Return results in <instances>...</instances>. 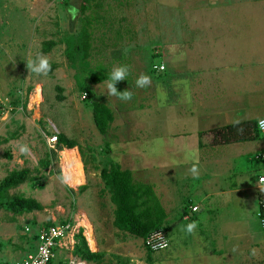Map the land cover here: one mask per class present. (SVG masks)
Wrapping results in <instances>:
<instances>
[{
    "label": "rangeland",
    "instance_id": "rangeland-1",
    "mask_svg": "<svg viewBox=\"0 0 264 264\" xmlns=\"http://www.w3.org/2000/svg\"><path fill=\"white\" fill-rule=\"evenodd\" d=\"M82 2L0 0V182L12 171L29 169L36 180L10 193L44 206L41 212L19 217L0 210V264H21L33 250L32 236L38 229L61 221L71 222L85 237L90 227L99 250L107 254L105 264H185L181 229L187 230L189 224L199 233L198 249L204 245L201 235L209 233L211 248L230 249L236 258L223 264H245L238 260L230 232L224 230L221 213L226 211L204 204L194 214L198 221L183 220L182 211L191 213L189 204L199 202L193 192L203 184L262 186L256 181L264 175V162L254 157L264 152V139L238 148L200 149L199 140L206 141L211 130L199 139L205 120L191 117L189 110L201 112L197 104L208 92L196 87L194 80L212 75L219 80L215 95H225L226 100L239 97L244 116H264V0H90L101 16L94 23L90 58L91 67L100 66L97 74L106 77L98 84L88 81L87 66L78 73L65 55V40L83 26ZM93 10L86 15H94ZM50 40L58 45L44 54L43 44ZM38 58L48 61L46 73L27 67L31 62L38 68ZM151 65H163L165 70L152 73ZM121 68L126 69L125 77L114 83V94L108 83ZM142 76L148 82L138 85ZM203 78L201 82L207 81ZM80 86H89L87 93ZM123 93L127 99L121 98ZM17 97L21 105L15 108ZM89 98L114 112L107 137L95 127ZM57 134L75 140L81 149L87 167L82 192L69 186L63 175L62 153L71 149L49 146L48 138ZM21 147L27 151L22 153ZM72 150L79 158V150ZM51 152L56 157L45 169L41 162ZM112 162H120L137 180L151 183L165 195L170 246L153 252L151 261L142 239L113 226L114 206L109 194L103 193L97 170ZM248 196L240 220L262 246L259 193L250 190Z\"/></svg>",
    "mask_w": 264,
    "mask_h": 264
},
{
    "label": "trees",
    "instance_id": "trees-1",
    "mask_svg": "<svg viewBox=\"0 0 264 264\" xmlns=\"http://www.w3.org/2000/svg\"><path fill=\"white\" fill-rule=\"evenodd\" d=\"M96 7L91 8L90 0H83L80 11L85 14L81 20L83 23L81 31L75 36L65 40V55L68 59L70 66L79 73V70L87 66L91 71L88 75V81L94 84L101 83L105 80L104 75L97 74L100 66L94 70L91 67L90 58L93 51V28L94 23L98 22L101 16L97 13ZM94 12V15H86L87 11ZM58 45L57 41L50 40L43 44L42 52L48 54L55 46ZM151 65L150 71L157 73L153 70ZM76 74L78 77L79 74ZM82 92L87 93L89 86H80ZM58 91L62 89L58 87ZM58 102H62L64 97L57 96ZM92 108V115L95 127L99 133L107 137L112 124L115 121L113 110L104 103L94 101L92 98L88 99ZM14 107L18 108L21 105L19 97L13 102ZM258 120H248L241 123H235L210 131L212 134V146H226L237 143L252 142L261 138L258 131ZM204 132L200 133L202 137ZM57 150L75 149L79 153L86 170V163L82 156L81 149L75 140L69 139L64 134L57 135ZM199 147H202L200 142ZM56 157L55 152L47 157L46 160L41 162L43 168H49L53 159ZM99 170L101 180L104 185L103 193H108L110 201L114 206V220L113 226L120 232L127 233L136 238L144 240L151 234L158 231H167L166 225L168 220V213L164 208L159 196L155 191L154 185L147 182L139 181L135 178L132 170L124 169L120 162H112L103 166ZM32 171L29 169H21L10 172L0 182V210L11 213L14 217H19L24 214L33 212H41L44 206L33 198H27L23 195H12L10 192L28 181H35V177L31 176ZM61 176V174H59ZM39 186V185H37ZM86 189V185L78 187L79 192ZM67 221H61L66 223ZM52 225V222L47 223L45 226ZM37 234L32 236L35 242ZM75 245L73 255L83 261L93 264H105V254L101 252H91L83 235L82 230L75 236ZM146 248V247H145ZM149 261H151V254L153 253L146 248Z\"/></svg>",
    "mask_w": 264,
    "mask_h": 264
},
{
    "label": "crops",
    "instance_id": "crops-1",
    "mask_svg": "<svg viewBox=\"0 0 264 264\" xmlns=\"http://www.w3.org/2000/svg\"><path fill=\"white\" fill-rule=\"evenodd\" d=\"M212 27L213 26L211 25V28ZM200 70L202 71L206 70L208 71V73H214L213 69H208V70L200 69ZM199 73L200 71H198V74ZM201 78L203 77L197 76L196 79H200V80H196V79L194 80L196 81V87L203 86L204 89L206 88L208 90L207 92V90L205 89L207 92V94L206 92H204L206 94V97L204 99L200 98L199 103L197 104L198 108L201 109V112H198L196 108L193 109L192 107H191V110H189L191 117L196 115L199 119L202 118L203 120H205L204 121L205 126L203 127H206V128L198 132L199 139L203 138V136L202 137L199 136V134L202 132L210 131L215 128H219V127H223V126H227V125H231L235 123H241V122H245L248 120H254L252 118H249L248 116L249 114L244 116L243 111L239 109L238 107L239 97L236 98L234 96V98L226 100L225 95H223L224 97L222 95H218V96L215 95L216 88H217L216 86L219 85L218 77H214L211 75V76H207L203 78V79H207L208 82L207 81L201 82ZM214 81L217 82V85H215ZM239 110L242 111V113L239 112ZM263 117L264 116L255 118V119L257 120ZM205 138H206V141H202V139L199 140V144L200 142H202V147H199V144H198V147L200 149H205L207 147L218 149L217 146H212L211 144L212 135L205 136ZM246 143L247 142L226 145L225 147L234 146L238 148L240 145L246 144ZM75 149L77 150V148ZM79 158L82 162L81 155H79ZM81 165L83 167L82 169H84L83 162ZM262 177L264 178V175H260L256 182L260 184L259 179ZM84 181H85V176H84ZM84 181L83 183H81L80 185L76 187L82 186L84 184ZM68 185L73 187L70 184ZM250 190L258 191L259 193L258 203H259V200L261 199L264 200V184H262V186H256L252 183H249V184L248 183L246 184H236L235 183V184L229 185L228 187H223V188L218 187L217 185L212 184V183L203 184V185L198 186L193 192L194 197L196 199H199L198 200L199 202L198 203L191 202L189 204L191 213H189L185 208H183V211H182V214H183L182 219L185 221H191V220L198 221L199 220L198 216L194 217V214L200 212V209H201L200 206L204 204L212 208L220 207L219 209L222 208V210L226 211L225 213H221L223 216L222 221H223L224 230L228 229L227 231L230 232V234L228 233L229 237L233 238L232 241L230 242L233 245L235 244L237 246L236 247L237 253H240V256L238 255L240 259L238 260L245 264H249L253 262H256V263L264 262V245L260 246L263 242H260L258 239L254 240L249 232V229L247 230L243 222L240 220L241 214L239 213V211L244 205V201H247L249 197L248 193ZM155 191H156V188H155ZM157 195L159 196L163 206H165V203L163 200L165 195L164 196L161 195L160 192H158ZM194 208H197V210L194 211L193 210ZM167 213H168V218H169L170 213L168 211ZM236 224L238 225L237 227H235ZM196 229L198 228L196 227ZM243 229H245L246 232H242ZM165 232L167 233V236H168V232L167 231ZM92 235L95 241V248H96L95 251L91 249L87 236L86 237L84 236L86 238L90 251L91 252H101L107 256L105 251L99 250L98 248L99 245L97 243V239L94 234V231ZM208 236L210 237L209 233L207 235L206 233L205 235L204 233L201 235L200 239H203L204 245L200 248L201 249L200 250L197 248L198 239H199L198 231L192 230V232H188L185 229H181V261L185 264H192V263L193 264H223V263H227V261L229 262V260L233 261L236 259V258H233V255L230 252V249L224 250L223 248H221L220 250H218L217 248H211L210 245L208 244ZM225 242H226V237H225ZM230 242H229V246H231ZM169 244H170V240H169ZM65 254L66 253L64 252H59L58 257L62 258ZM227 257H230V259H228ZM86 264H91V263L86 262Z\"/></svg>",
    "mask_w": 264,
    "mask_h": 264
},
{
    "label": "built area",
    "instance_id": "built-area-1",
    "mask_svg": "<svg viewBox=\"0 0 264 264\" xmlns=\"http://www.w3.org/2000/svg\"><path fill=\"white\" fill-rule=\"evenodd\" d=\"M153 70L163 72V65H154ZM86 99V95H84ZM264 120V117L258 120V131L262 139H264V128L260 127L259 122ZM58 135V134H57ZM57 135L48 138V143L51 148H55L57 144ZM258 161L264 162V152L257 154L254 157ZM263 178V177H262ZM259 179L261 184L264 180ZM194 211L197 208L193 209ZM257 217L261 228L264 230V200H259V210ZM29 232L30 229L26 228ZM81 231L71 222L57 223L52 222V225L44 226L38 229L37 238L34 242L33 250L28 253L21 264H86L85 261L73 255L74 245L76 243L75 236ZM169 239L165 231H158L144 240V246L152 252L164 251L169 248ZM59 252L66 253L62 258L58 257Z\"/></svg>",
    "mask_w": 264,
    "mask_h": 264
},
{
    "label": "bare ground",
    "instance_id": "bare-ground-1",
    "mask_svg": "<svg viewBox=\"0 0 264 264\" xmlns=\"http://www.w3.org/2000/svg\"><path fill=\"white\" fill-rule=\"evenodd\" d=\"M41 98V97H40ZM62 163H63V175L67 184L76 187L83 183L84 173L82 169L81 162L75 152V150H68L62 153ZM87 238L89 245L92 250L95 251V241L93 235L90 232V228L87 227Z\"/></svg>",
    "mask_w": 264,
    "mask_h": 264
},
{
    "label": "clouds",
    "instance_id": "clouds-1",
    "mask_svg": "<svg viewBox=\"0 0 264 264\" xmlns=\"http://www.w3.org/2000/svg\"><path fill=\"white\" fill-rule=\"evenodd\" d=\"M38 62V68H33V64L30 62L27 67L31 70V71H36V72H40V73H46L47 70H48V61L45 59V58H38L37 60ZM125 71L126 69L125 68H121V70H118V71H115L114 73H112L111 77H110V82L108 83V86L110 88V90L115 94V88L113 87L114 83L117 81V80H121V79H124L125 77ZM148 82V77L146 76H142L138 81H137V84L138 85H143L145 83ZM122 99H127L128 98V95L127 93H123L122 94ZM260 124V127L261 128H264V120L260 121L259 122ZM20 151L23 153V152H26L27 151V148L26 147H21L20 148ZM193 172H195V168L192 169ZM262 180H264V178H262ZM195 227L194 224H189L187 226V231L188 232H192L193 228Z\"/></svg>",
    "mask_w": 264,
    "mask_h": 264
}]
</instances>
